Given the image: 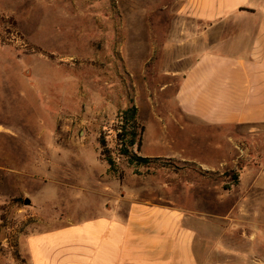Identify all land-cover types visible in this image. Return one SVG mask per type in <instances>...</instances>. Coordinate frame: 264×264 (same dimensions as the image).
Returning a JSON list of instances; mask_svg holds the SVG:
<instances>
[{
  "label": "rangeland",
  "instance_id": "obj_1",
  "mask_svg": "<svg viewBox=\"0 0 264 264\" xmlns=\"http://www.w3.org/2000/svg\"><path fill=\"white\" fill-rule=\"evenodd\" d=\"M180 5L0 0V264H31L27 240L39 233L66 232L75 244L95 222L126 224L136 203L199 218L202 242L210 231V249L235 250L232 259L247 263L255 229L224 218L259 210L228 207L239 198L229 191L238 173L211 170L230 144L211 142L207 129L176 125L191 121L175 102L179 73L189 67L182 57L193 51L183 47L193 26ZM132 105L143 129L135 153L153 159L142 166L117 156L119 116ZM100 139L116 158V175ZM110 228L95 230L98 240ZM256 244L252 260L264 264V226Z\"/></svg>",
  "mask_w": 264,
  "mask_h": 264
},
{
  "label": "crops",
  "instance_id": "obj_2",
  "mask_svg": "<svg viewBox=\"0 0 264 264\" xmlns=\"http://www.w3.org/2000/svg\"><path fill=\"white\" fill-rule=\"evenodd\" d=\"M179 14L193 26L185 28L189 36L183 42L193 51L182 57L189 67L179 73L175 95L180 113L191 121L176 125L207 129L211 142L230 144L227 156L211 164V170L223 165L238 173L229 191L239 198L228 207L259 210L239 220L224 218L255 229L248 238L253 251L247 263L232 259L239 255L235 250L210 249V231L202 242L199 218L136 203L128 223L95 222L75 244L67 243L66 232L29 237L31 264H258L252 256H257L264 226V0H181ZM109 225L110 234L98 240L94 231ZM225 254L228 261H215Z\"/></svg>",
  "mask_w": 264,
  "mask_h": 264
},
{
  "label": "trees",
  "instance_id": "obj_3",
  "mask_svg": "<svg viewBox=\"0 0 264 264\" xmlns=\"http://www.w3.org/2000/svg\"><path fill=\"white\" fill-rule=\"evenodd\" d=\"M139 111L136 105H132L125 111L120 113L119 119L121 121L120 128L122 132L116 136L115 142L117 143V156L124 157L127 159L131 166H142L145 164H150L153 159L143 158L138 156L136 153L142 151L143 142L142 134L139 120ZM141 130L138 133V130ZM99 143L101 145V156L109 165V173L117 174L119 172L116 158L113 157L112 153L106 148L105 139H100ZM136 151V153H135Z\"/></svg>",
  "mask_w": 264,
  "mask_h": 264
},
{
  "label": "water",
  "instance_id": "obj_4",
  "mask_svg": "<svg viewBox=\"0 0 264 264\" xmlns=\"http://www.w3.org/2000/svg\"><path fill=\"white\" fill-rule=\"evenodd\" d=\"M25 204H26L27 206H30V205H31V201H30L29 199H27V200L25 201Z\"/></svg>",
  "mask_w": 264,
  "mask_h": 264
}]
</instances>
